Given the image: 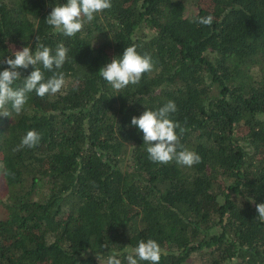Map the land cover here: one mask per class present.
Instances as JSON below:
<instances>
[{
  "label": "trees",
  "instance_id": "16d2710c",
  "mask_svg": "<svg viewBox=\"0 0 264 264\" xmlns=\"http://www.w3.org/2000/svg\"><path fill=\"white\" fill-rule=\"evenodd\" d=\"M111 2L66 37L46 23L66 0H0V60L35 51L38 35L69 49L60 93L0 117V264H106L110 252L126 264L149 238L159 264H264L250 201L264 203V0ZM209 14L210 27L195 22ZM132 45L154 69L117 92L99 71ZM169 101L180 145L201 157L192 167L151 161L131 125ZM30 130L39 145L15 150Z\"/></svg>",
  "mask_w": 264,
  "mask_h": 264
},
{
  "label": "clouds",
  "instance_id": "9594fccd",
  "mask_svg": "<svg viewBox=\"0 0 264 264\" xmlns=\"http://www.w3.org/2000/svg\"><path fill=\"white\" fill-rule=\"evenodd\" d=\"M112 7L111 0H66V3L57 4L46 19L55 33L66 37H74L82 32L86 23L92 22L96 15ZM195 22L199 25L211 26L214 16L197 17ZM35 51L31 46H25L15 50L6 60L0 63L8 67L0 71V117L11 116L7 110L11 105L12 112L19 115L25 109L29 100V94L35 92L40 98L54 96L60 93L66 85L65 75L57 71L63 67L68 59L69 49L64 43H59L55 50L41 42L40 36H36ZM34 70L26 77H22L20 70L29 67ZM43 69L53 74L45 79ZM154 69V62L149 55H141L135 45L125 48L123 55L112 59L103 66L99 73L101 77L117 92L129 85L138 84L145 73ZM21 81L19 86L16 82ZM177 111L174 101L167 102L157 110H145L140 116H134L131 125L143 133L144 145H147V153L151 161L159 164H168L175 161L179 165L192 167L201 161V157L195 151L180 145V137L186 129L177 121L171 119V114ZM179 130V131H177ZM42 136L35 130H30L22 137L20 148H34L41 142ZM258 213L257 219L264 222V203H255ZM102 247H107L103 245ZM160 244L154 239L140 240L135 248L128 251L126 264H159L164 255ZM86 257L87 252L82 253ZM99 259V257H98ZM106 264H122L117 254L110 252L107 255Z\"/></svg>",
  "mask_w": 264,
  "mask_h": 264
},
{
  "label": "rangeland",
  "instance_id": "374dc122",
  "mask_svg": "<svg viewBox=\"0 0 264 264\" xmlns=\"http://www.w3.org/2000/svg\"><path fill=\"white\" fill-rule=\"evenodd\" d=\"M6 189H7V182L6 180H1L0 179V197L3 196L6 192ZM4 208L3 206L0 204V217H3L5 215V212H4ZM193 259L195 260V257H193ZM102 262H106V260H102Z\"/></svg>",
  "mask_w": 264,
  "mask_h": 264
}]
</instances>
